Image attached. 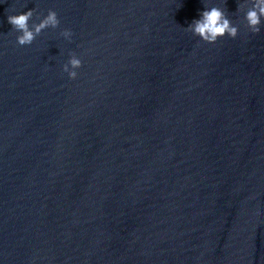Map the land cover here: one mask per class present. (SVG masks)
<instances>
[{
  "label": "clouds",
  "instance_id": "1",
  "mask_svg": "<svg viewBox=\"0 0 264 264\" xmlns=\"http://www.w3.org/2000/svg\"><path fill=\"white\" fill-rule=\"evenodd\" d=\"M237 11L244 12V21L251 33L257 34L261 31L262 21H264V0H242L238 4ZM33 14V9H30L26 12L7 16L12 30L19 33L16 41L20 46L31 45L43 30L55 29L60 24L57 13L49 9L47 15L38 23L33 22L30 25L29 22L32 20ZM185 29L208 44H215L225 36L235 39L239 31L223 9L217 6L207 7L206 5L200 13L199 19H194ZM61 35L65 39L71 40L73 33L70 29H64ZM81 66V59L75 53H71L68 62L63 65V71L68 74L69 78L75 79L78 75L76 70Z\"/></svg>",
  "mask_w": 264,
  "mask_h": 264
}]
</instances>
